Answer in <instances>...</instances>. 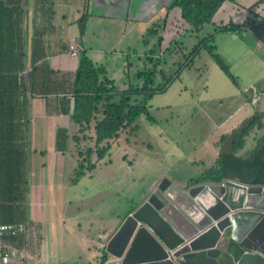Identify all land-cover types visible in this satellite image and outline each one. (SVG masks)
I'll return each instance as SVG.
<instances>
[{
	"label": "crops",
	"instance_id": "obj_1",
	"mask_svg": "<svg viewBox=\"0 0 264 264\" xmlns=\"http://www.w3.org/2000/svg\"><path fill=\"white\" fill-rule=\"evenodd\" d=\"M174 1L14 0L12 4L15 10L11 16L17 23L12 27H4L0 22V83L4 88L11 90L13 100L17 99L16 89L22 90L20 88L22 84L26 85V90L30 94V104L27 106L24 118L10 120L6 115V110L0 114V126L2 125L0 127V173L5 174L25 167L28 175L29 153L31 152L33 173L38 174L41 171L40 177L33 180L34 197L42 198L46 191V185L43 182H49L51 183L48 189L50 200L57 198L61 204V221L49 220L43 224L39 218L27 212L29 219L41 229L42 235L46 233L48 237V249L44 251L41 247L43 240L37 237L33 239L36 232L32 233L30 251L33 264H42L44 256L47 260L60 261L61 264L89 263L92 259L96 260L104 256L102 247L110 242V237L116 231V213L101 212L99 202L102 197L86 195L87 188L85 187L81 188L82 195L78 200L70 196L71 192L76 189L74 182L77 180L76 170L80 159L74 139L80 127L74 123L72 112L74 110V83L81 61L80 57L79 60L73 58L75 56L69 51L71 42L74 39L75 46L78 49L81 48L80 52H85L97 65H104L108 76L112 75L117 80L119 77L123 78V82L119 83L122 88H126L131 83L138 84L140 80L135 77V74L145 67H155L167 73L177 71L179 69L177 64L171 70L169 64L175 63L172 62V55L167 51L173 49L175 53H188L195 47L198 40L189 24L186 30L181 28L179 35H175L173 20L181 19V11L179 8H173ZM256 1L238 0V4L228 5L216 19V25H223L237 18L243 22L248 11L240 7H249ZM256 13L262 16L263 19L260 21H263L264 3L256 9ZM85 15L87 22L86 26L84 25L85 28L82 29L79 22ZM214 28V24L208 25L201 36L211 33ZM248 32L250 31L247 29L245 35ZM237 38H239L238 35L232 32H220L216 35L218 51L229 64L233 74L237 76L239 86L229 79L212 58L211 62L205 64L201 74L206 77L207 81H210L216 73L224 85L230 84L239 93L241 86L245 85L242 80L246 79V85L253 89L255 100L260 105V112L264 114V54L258 53L249 44L232 46ZM255 38L259 44L264 45L256 36ZM155 49L160 51L157 52L154 64H152L147 59V52ZM202 54L203 52L199 55L201 59L204 57ZM53 55L54 57L50 59ZM143 55L144 59L140 60ZM248 61L251 63L248 64ZM28 66L32 67L30 80H28L29 75H22ZM200 69L201 67H198L196 70L200 71ZM260 70L263 72L258 75V78H252ZM182 79L176 80L168 91ZM257 79L260 85H257ZM164 82L165 79L161 73H158L156 84L160 85ZM28 83L33 84L32 90ZM24 92L27 98L28 93ZM232 97H236L237 102H232L230 100ZM214 99L219 100L218 103L221 104L216 113L217 118L214 120V127L220 129L221 136L233 133V129L237 131L244 121L252 120L255 116L256 107L254 111L248 99L240 100L238 93L221 94L215 96ZM192 102L197 105V98L193 97ZM238 102L241 106L237 104ZM161 108V106L157 107L158 110ZM200 115V106L197 105V110L190 113V118H200ZM20 122L27 123L22 131L13 125ZM197 123L198 121L190 122L192 126ZM135 127V129L133 126L127 127L119 135L118 146L125 149L127 155L122 158L109 156V164L113 169L116 165H121L120 170L124 176L133 171L134 165L131 159L132 150L128 152L126 149H134L140 132L150 128L143 122L142 116L136 120ZM5 130L6 134H4ZM29 133L33 149L29 148ZM263 133L264 128L259 129V126H256L246 137L245 146L239 153H250ZM59 134L63 137L60 140H58ZM221 140L222 137L219 141L212 142V145H218ZM46 141L51 150L57 149L58 141H60L62 152L59 153L62 155L58 157L52 153L40 167L41 157L47 154V150L44 149L47 148ZM125 144L131 146L125 148ZM149 157L152 155L149 154ZM94 161L97 164L99 162L100 166L92 170V176L98 181L107 182L108 187L114 185L110 184L113 183L114 172L110 171L105 158ZM124 161L125 165H123ZM99 168L101 173H94ZM137 168H144L148 171L143 164H138ZM166 175L165 170L156 174L152 182L153 189ZM121 179L124 181L123 178ZM171 180L174 182L176 179ZM184 184L181 186L183 187ZM105 216L108 227L104 230V234H101L99 223L100 219ZM204 233L178 247L175 254L195 250L198 240L204 241ZM3 237H0V240H3ZM76 239H80L77 245H75ZM127 239L128 242L131 241V236ZM112 246L115 247V241ZM77 247H81L82 250L86 247L88 252H93L85 256L83 252H78ZM84 256L86 258H83Z\"/></svg>",
	"mask_w": 264,
	"mask_h": 264
},
{
	"label": "trees",
	"instance_id": "obj_2",
	"mask_svg": "<svg viewBox=\"0 0 264 264\" xmlns=\"http://www.w3.org/2000/svg\"><path fill=\"white\" fill-rule=\"evenodd\" d=\"M13 2L14 0H2L0 2V22L4 27H12L17 23L11 16L15 10ZM263 3L264 0H257L249 7H240V9L248 11L245 20L237 22L231 19L229 23L223 25H216V19L228 5L238 4V0H175L173 8L180 9L182 18L191 26L195 36L204 29L206 24L215 25L214 30L204 39L200 37V45L194 48V58L197 56L196 52L200 55L208 50L213 62L219 65L235 85L239 86L237 76L233 74L229 64L218 51L216 35L220 32H232L237 35L243 32L245 34L250 24L263 19L262 16L256 13V9L260 8ZM86 21L87 16H84L80 21L82 29L85 28ZM156 54L147 55L150 63L154 64ZM194 58L188 61L187 64L193 62ZM80 59L73 91L74 110L72 116L74 123L80 127L77 135H75L76 137H74L75 141L79 144L82 143L79 134L80 132L83 133L85 128H88L85 123L92 122L95 113L100 114V118L96 122V137H89L87 134L83 136L85 139H90V144L88 146L82 144L79 148L78 155L80 159L76 170L77 177L94 170L98 166L94 160L100 161L107 156L109 158V156L113 155L115 157L120 154L118 146L120 132L130 126L136 128V120L149 112L148 102L154 95L168 91L176 80L182 79L181 71L185 66V64L181 65L180 69L169 74L165 70H159L155 67H145L135 74V77L140 80L138 84L131 83L126 88H122L108 77L104 65H97L85 52L80 54ZM158 73H161L165 79V82L160 85L156 84ZM28 80H30V74ZM28 86L31 90L33 89V84L28 83ZM20 88L22 90L16 89L17 99L13 100L14 96L11 90L4 88L0 83V114L6 110V115L10 120L24 118L27 106L30 104V94L26 90V85L22 84ZM23 90L28 93L27 98ZM230 100L237 102L236 97H232ZM263 120L264 114L261 113L255 119L244 121L236 132L222 135V140L218 144L220 151L214 164L205 168L202 175L194 178L188 185L204 182L220 183L228 178L238 179L251 185H264V133L263 136L257 139L250 155L246 156L239 153L244 148L246 137L251 131L256 126H259V129L264 128ZM13 125L19 127L22 131L27 123L20 122ZM4 132L6 134V130ZM62 138V135L59 134L58 140ZM60 144V141H58V148L56 149L58 152H62ZM120 183H122V179ZM110 184L114 185L109 188L118 186L115 183ZM28 188L29 175H27V168L20 167L12 172L0 173V226L6 225L4 231L8 230L9 226L30 218L26 211ZM151 188L153 189L152 186ZM145 190V188L142 190L136 204H133L128 212L131 216V226L127 234H117L115 231L110 237V242L102 247L104 256H102L101 261L99 263L90 261L89 264H105L111 253L113 241H117L120 237L132 235L136 229V221L132 217V213L150 194ZM33 232H36L33 239L37 237L42 241L41 229L33 220H30L29 248ZM3 239L9 244H19L22 240L20 236L10 234L4 235ZM127 242L128 239L125 240V243Z\"/></svg>",
	"mask_w": 264,
	"mask_h": 264
},
{
	"label": "rangeland",
	"instance_id": "obj_3",
	"mask_svg": "<svg viewBox=\"0 0 264 264\" xmlns=\"http://www.w3.org/2000/svg\"><path fill=\"white\" fill-rule=\"evenodd\" d=\"M236 21L240 22V18H237ZM173 24L175 26V35H179L181 28L186 30L188 27V23L182 18V15L181 19H174ZM208 25H210V23L206 24L204 29L197 33L196 37L198 42L195 44V47L200 45L201 38L204 39L208 35L201 36ZM238 37L239 38L235 40L232 46L249 44L254 47L255 51L264 54V45L259 44L251 32H248L247 35L240 32L238 33ZM225 44H228V42H225ZM194 48L188 53H175L173 49L167 51L172 55L171 60L175 63L169 64L171 70L176 67V64L179 69L181 65L185 64L181 71L183 79L170 91L154 95L152 100L148 102L149 112L143 115L142 119L150 128L140 132L137 137V145L134 146V149H126L128 152L132 150L131 159L134 162L133 171L127 173L125 176L122 175V170H120L121 165H116L113 169L112 165L109 164V158L107 156L105 161L110 171L114 172L113 183L118 185L116 188H109L107 182L96 180V178L92 176L93 171L86 173L85 176L77 177V180L74 182L76 189L70 194L74 199L78 200L81 197V188L85 187L87 188L86 195L91 197H102L99 202L102 213H106L107 211L116 213L115 230L117 234H127L131 226V216L128 212L131 210L133 204H136L144 188L147 192H152L157 188L153 190L151 188L153 178L157 173L165 170L168 179H176L174 185L179 187L185 183L184 187L188 188L190 186L188 184L194 180V178L202 175L204 169L208 168L216 160L218 156L217 152L220 150V147L218 145H212V142L219 141L221 138L220 129L214 127V120L217 118L216 113L219 111V106L221 104L218 103L219 100L214 99L215 96L238 93L240 100L248 99L252 109L255 111L254 100L256 98L254 97L253 89L246 85L247 80L243 78L242 82L245 85L241 86L240 93L230 84L224 85L216 73L213 74L210 81H207L206 77L201 73L203 72L205 64L211 62V54L206 50L203 52L202 55L204 57L201 59L199 53L196 52L197 56L194 58ZM133 50L134 49H132V51ZM158 51L160 50H150L147 52V55H153ZM53 57L54 55L50 57V59ZM73 58L79 60V55ZM193 58L194 61L187 64V62L191 61ZM143 59L144 55L140 57V60ZM247 63L250 64L251 61ZM198 67H201L200 71L196 70ZM262 72L263 70H260L258 73H255L252 78H258V75ZM108 77L113 80L117 86H119V83L123 82V78L119 77L117 80L112 75ZM257 85H260L258 79ZM193 97L197 98V105L200 106V118H190V113L197 110V105L192 102ZM237 104L241 106L240 102ZM158 106L162 108L158 110ZM99 118L100 114L95 113L92 122L85 123V126L88 128H85L84 132H80L79 134L82 143L79 144L76 142V150L78 153L82 144H87V146L90 144V139H85L83 137L85 134L89 135V137H96V122ZM166 119H168V121H166ZM192 121H198V123L192 126L190 124ZM28 141L29 148L33 149L30 133ZM45 146L47 147L44 148L47 150V154L41 157L40 167L41 165L43 166L45 159L51 156L52 153L58 157L62 155L57 152L56 149L51 150L48 141L45 142ZM124 146L125 148H129L131 145L125 144ZM250 153L242 155L248 156ZM125 154V149L120 147L118 158H122ZM149 154H151L152 157H149ZM31 159L32 153L30 152L28 164L29 188L26 200L27 212L29 215H35L43 224H46L49 220L61 221L60 201L57 198H54L52 201L50 200V192L48 189L51 183L43 182V184L46 185V191L43 193V197H34L32 188L33 180L40 177L41 171H39L38 174L33 173L34 167L32 166ZM138 164L145 165L148 171L144 170V168L138 169ZM123 165H125V161ZM98 166H100L99 162ZM94 173H101L100 168ZM121 178L126 179L127 183L126 180L120 183L119 180ZM89 201L92 202V200ZM75 226L77 227V224H75ZM107 227L108 221L105 216V218L100 219V233L104 234V230ZM47 238L46 233H44L42 238L43 243L41 244L44 251L48 249ZM79 241L80 239H76L75 245H77ZM77 250L78 252H83L85 256H89L93 252H88L86 247L83 248V250L81 247H77ZM111 255L112 254L109 255L110 258L105 261V264L112 259L113 255ZM85 256L83 258H86ZM101 259L102 257L100 256L96 258V260L92 259L91 261L99 263ZM59 262L56 260H47V257L44 256L42 264H61V262ZM4 263L5 261L2 260L1 264Z\"/></svg>",
	"mask_w": 264,
	"mask_h": 264
},
{
	"label": "water",
	"instance_id": "obj_4",
	"mask_svg": "<svg viewBox=\"0 0 264 264\" xmlns=\"http://www.w3.org/2000/svg\"><path fill=\"white\" fill-rule=\"evenodd\" d=\"M248 30L264 44V20ZM254 103L252 119L261 113ZM174 184L163 178L135 209L131 241H115L106 264H264V185L231 178L188 188ZM203 232L195 250L175 254Z\"/></svg>",
	"mask_w": 264,
	"mask_h": 264
},
{
	"label": "built area",
	"instance_id": "obj_5",
	"mask_svg": "<svg viewBox=\"0 0 264 264\" xmlns=\"http://www.w3.org/2000/svg\"><path fill=\"white\" fill-rule=\"evenodd\" d=\"M76 42L73 41L70 44V52L73 56L80 57V49L76 46ZM80 53V54H79ZM32 71V67L28 66L22 73L23 76H28ZM5 226H0V237L4 235H13L20 236L21 242L19 244H9L4 239L0 240V264L4 260V264H33L32 254L29 248V239H30V220L26 219L19 223L13 224L8 227V230Z\"/></svg>",
	"mask_w": 264,
	"mask_h": 264
},
{
	"label": "clouds",
	"instance_id": "obj_6",
	"mask_svg": "<svg viewBox=\"0 0 264 264\" xmlns=\"http://www.w3.org/2000/svg\"><path fill=\"white\" fill-rule=\"evenodd\" d=\"M253 24V23H252ZM258 102V101H257ZM259 103V102H258ZM256 114V113H255ZM244 183V182H243ZM192 185H195V184H191L190 186H192Z\"/></svg>",
	"mask_w": 264,
	"mask_h": 264
},
{
	"label": "flooded vegetation",
	"instance_id": "obj_7",
	"mask_svg": "<svg viewBox=\"0 0 264 264\" xmlns=\"http://www.w3.org/2000/svg\"><path fill=\"white\" fill-rule=\"evenodd\" d=\"M193 251V250H192Z\"/></svg>",
	"mask_w": 264,
	"mask_h": 264
}]
</instances>
